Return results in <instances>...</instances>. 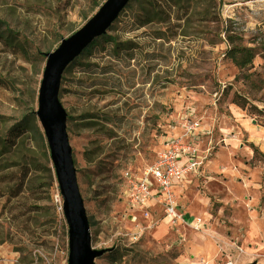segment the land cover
Segmentation results:
<instances>
[{
	"label": "rangeland",
	"instance_id": "374dc122",
	"mask_svg": "<svg viewBox=\"0 0 264 264\" xmlns=\"http://www.w3.org/2000/svg\"><path fill=\"white\" fill-rule=\"evenodd\" d=\"M105 1L0 0V18L28 27L44 54L26 63L0 52V75L9 86L0 94V129L37 110L46 54ZM191 7L198 33L160 40L166 48L159 50L142 42L155 39L159 26L132 27L134 13L123 12L108 34L139 49L120 56L92 49L63 75L60 100L92 246L111 249L95 264H264V115L232 103L239 93L264 109V0H191ZM232 45L254 49L253 84L236 81L240 71L225 57ZM191 120L201 130L188 145L204 162L175 189L188 222L151 224L129 205L125 175L153 165L172 139L184 137ZM26 145L37 152L38 167L0 158V264H67L63 199L44 168L54 174L51 159L46 162L34 136ZM25 169L26 190L11 197Z\"/></svg>",
	"mask_w": 264,
	"mask_h": 264
},
{
	"label": "trees",
	"instance_id": "16d2710c",
	"mask_svg": "<svg viewBox=\"0 0 264 264\" xmlns=\"http://www.w3.org/2000/svg\"><path fill=\"white\" fill-rule=\"evenodd\" d=\"M191 9V0H131L123 12L130 10L132 14L134 13L133 24L131 25L132 27H147L151 24L158 25L159 28L152 33L155 39L171 42L179 36H192L198 33L199 27L194 25L193 13H191ZM30 13H33V11L27 8L26 14L28 15ZM212 22L215 24L217 41L218 43H222V31L220 32L218 29L220 28L221 23L220 16L215 14ZM32 36H34L32 31L28 27L24 26V24L23 27L20 24L13 26L9 21L0 18L1 53H5L6 55H10L26 63H32L41 55H44ZM225 38L231 44H234L233 38L227 33H225ZM210 42L211 44H214L212 41ZM107 48H111L115 56H120L122 54L127 55L133 50L139 49V45L133 41L120 42L116 37H113L107 32L105 35L95 40L89 48H87L74 62H72L67 67L65 73L68 72V70H70L74 65L81 63L86 55H90L92 49H99L104 52ZM225 57L234 63L240 71V75L236 77V81L244 79L245 81L251 82L252 80L253 84L254 77L256 75L250 71L253 69V61L256 57L254 49L232 45V47H230L227 51ZM8 82L9 84L11 83V81ZM7 84L8 83H6L0 75V94L3 89L9 88ZM229 90H231V87ZM222 91L224 92V95H227V91ZM232 103L253 115H264V109H259L257 106L250 104L248 97L243 94L235 93ZM34 121H38L35 112L25 113L10 128L0 129V158L3 157L5 158L4 160L8 161L9 158L15 157L20 159L19 162L21 163L18 165H22L23 167H27L29 165L38 167V163L34 162L35 158H37V152H35V150H33L29 145H26L27 139L30 136H34L36 141L45 150L43 155L46 162H50V153L46 144L47 142L44 132L38 125H36V123H34ZM32 125H35V128L32 129V127H34ZM9 168L10 165H5V170ZM44 168L49 174H51L53 179L56 178L55 172L52 174L51 168ZM28 174L29 169H25L24 177L17 183L16 189L11 197L23 192L24 189L26 190ZM109 252H111V250L107 253Z\"/></svg>",
	"mask_w": 264,
	"mask_h": 264
},
{
	"label": "water",
	"instance_id": "95a60500",
	"mask_svg": "<svg viewBox=\"0 0 264 264\" xmlns=\"http://www.w3.org/2000/svg\"><path fill=\"white\" fill-rule=\"evenodd\" d=\"M130 2L106 0L80 29L63 38L55 50L46 54L35 113L63 199V214L68 225L67 264H95L111 249L97 250L92 246L90 222L67 129L68 113L60 100L62 78L67 67L109 31Z\"/></svg>",
	"mask_w": 264,
	"mask_h": 264
},
{
	"label": "built area",
	"instance_id": "2783aa9c",
	"mask_svg": "<svg viewBox=\"0 0 264 264\" xmlns=\"http://www.w3.org/2000/svg\"><path fill=\"white\" fill-rule=\"evenodd\" d=\"M185 128L184 137L172 139L153 165L136 174L129 172L125 175L129 205L141 211L151 224L159 225L167 221L172 225H182L188 222L175 189L189 175L202 168L204 159L188 145L195 133L201 130L199 122L191 120Z\"/></svg>",
	"mask_w": 264,
	"mask_h": 264
},
{
	"label": "bare ground",
	"instance_id": "6f19581e",
	"mask_svg": "<svg viewBox=\"0 0 264 264\" xmlns=\"http://www.w3.org/2000/svg\"><path fill=\"white\" fill-rule=\"evenodd\" d=\"M142 42L143 43H145L146 44V46L149 48V49H154V50H159V49H164V48H166L165 46H163L162 44H161V41L160 40H155V39H152L151 37H149V36H144L143 38H142ZM180 46V43H178V44H174L173 46H172V48H177V47H179ZM2 104H4L2 101H0V109L2 108ZM144 111V110H143ZM143 111L141 112H138V114L141 116V114L143 113ZM137 124L138 125H141L142 124V122H141V120L139 119L138 121H137Z\"/></svg>",
	"mask_w": 264,
	"mask_h": 264
}]
</instances>
